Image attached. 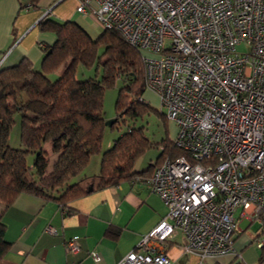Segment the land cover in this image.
<instances>
[{
  "label": "built area",
  "instance_id": "built-area-1",
  "mask_svg": "<svg viewBox=\"0 0 264 264\" xmlns=\"http://www.w3.org/2000/svg\"><path fill=\"white\" fill-rule=\"evenodd\" d=\"M77 1L78 12L139 50L144 89L177 127L183 151L145 178L167 213L116 264H169L175 229L183 253L238 256L236 212L264 228V0ZM252 242L264 247V230ZM65 248L76 252L78 240Z\"/></svg>",
  "mask_w": 264,
  "mask_h": 264
},
{
  "label": "trees",
  "instance_id": "trees-1",
  "mask_svg": "<svg viewBox=\"0 0 264 264\" xmlns=\"http://www.w3.org/2000/svg\"><path fill=\"white\" fill-rule=\"evenodd\" d=\"M28 1L31 5L39 2ZM37 27L54 35L50 44L41 47L38 65L24 56L12 65L0 66V201L5 207L20 193L63 204L87 194L89 186L100 189L148 176L166 158L173 159L183 152L173 140L165 138L155 161L144 169L134 170L137 158L151 142L141 127L126 121L142 116L152 107L138 99L145 90L141 53L118 30H101L92 37L76 21L51 17L38 20ZM78 64L87 67L95 64L101 69L100 78L78 79ZM59 69L61 73L50 79L49 74ZM117 78L124 85L116 100L117 119L109 127L122 123L126 128L102 151L99 172L77 178L91 155L100 151L106 127L102 117L103 94ZM16 114L20 116L19 147L9 143ZM45 143L57 155L50 170ZM4 230L0 219V259L10 245L4 238Z\"/></svg>",
  "mask_w": 264,
  "mask_h": 264
},
{
  "label": "crops",
  "instance_id": "crops-1",
  "mask_svg": "<svg viewBox=\"0 0 264 264\" xmlns=\"http://www.w3.org/2000/svg\"><path fill=\"white\" fill-rule=\"evenodd\" d=\"M77 4V0H39L34 5L28 0H0V66L12 65L24 56L38 65L41 47L54 40L52 33L38 31L41 18L76 21L94 37L86 22L88 16L76 10ZM143 94L155 97L151 91ZM146 177L91 189L63 204L27 193L18 194L7 207L0 204L4 238L10 242L0 264H116L167 213V206L151 191ZM235 216L238 228L232 241L238 256L202 258L183 253L185 236L175 229L166 241L169 264H264V249L252 244L264 228L259 224L251 231L248 226L259 223L257 220L241 216L240 210ZM243 221L247 222L244 228L240 226ZM73 237L79 249L67 252L65 242ZM91 251L99 253L98 261L92 259Z\"/></svg>",
  "mask_w": 264,
  "mask_h": 264
},
{
  "label": "rangeland",
  "instance_id": "rangeland-1",
  "mask_svg": "<svg viewBox=\"0 0 264 264\" xmlns=\"http://www.w3.org/2000/svg\"><path fill=\"white\" fill-rule=\"evenodd\" d=\"M86 22L92 27V33L95 34L94 37L97 36V34L101 30L99 24L90 16H88ZM49 33L51 32H46L45 34L49 35ZM236 48L239 51L243 50L244 45L238 44ZM61 71L62 69H60L59 72L61 73ZM57 74H58L57 71L55 73L49 74L50 79H55ZM100 76H101V69L99 67H96L95 64L88 67L82 64H78L76 67V77L78 79H85L88 77L100 78ZM123 85H124L123 80L117 78L112 86L105 88L103 94V106H102L103 107L102 117L104 118V120H109L116 116V107H115L116 100L119 89ZM144 91L146 93L150 92V90L148 89ZM141 97L152 107V109L148 110L140 117H136L133 120H127L126 123L134 127H141L144 136L148 138V140L151 142V146L147 148L140 157L137 158L134 164L136 168L146 167L150 162L155 161L157 156L162 151V147H163L162 140L165 138H168L169 140H173L177 131V127L175 126V124L171 120L164 117L163 113H165V109L164 108L160 109L159 101L156 95L155 97L153 95L152 97H150L142 94ZM19 118H20L19 114H16L14 117L15 121L12 125L9 134V143L13 147H19V131H20ZM125 118L126 117H124L123 119L125 120ZM125 128L126 125L122 123L115 125V127L113 128L109 126L105 127L100 151L91 155L86 166L81 170L80 173L77 174V178L83 176L95 175L99 172L102 151L107 149L109 147L108 144H111L112 141L125 130ZM43 148L47 152L48 170H50L53 162L57 158V155L52 152L51 145L49 143H45L43 145ZM74 179L75 176L74 178H72V181ZM0 204H3V202L0 201ZM246 225L247 222L245 221L240 223V226L243 228ZM258 225L259 223L253 222L248 227L251 231L252 230L254 231L255 229H257V227H259ZM252 244H254L257 248L260 249V247L257 246L255 242H252Z\"/></svg>",
  "mask_w": 264,
  "mask_h": 264
},
{
  "label": "water",
  "instance_id": "water-1",
  "mask_svg": "<svg viewBox=\"0 0 264 264\" xmlns=\"http://www.w3.org/2000/svg\"><path fill=\"white\" fill-rule=\"evenodd\" d=\"M116 119H117V117L115 116V117H113V118H111L109 120H105L104 124L106 126H111L116 121ZM88 190H91V186H89Z\"/></svg>",
  "mask_w": 264,
  "mask_h": 264
}]
</instances>
